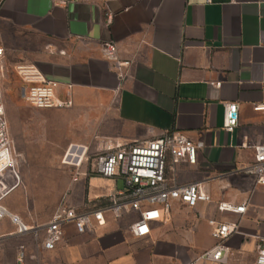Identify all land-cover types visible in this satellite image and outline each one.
<instances>
[{"label":"crops","instance_id":"crops-1","mask_svg":"<svg viewBox=\"0 0 264 264\" xmlns=\"http://www.w3.org/2000/svg\"><path fill=\"white\" fill-rule=\"evenodd\" d=\"M107 41L132 60L122 80L103 56ZM0 47L5 65L35 64L59 83L60 96L74 99L83 133L76 143L173 131L204 143L197 164L178 165L175 176L179 184L202 182L210 201H174L145 236L131 232L137 211L119 218L106 211L104 225L81 234L68 224L55 249L37 252L59 264L255 263L264 238V185L246 168L253 145L264 142V110L254 108L264 103V0H0ZM227 102L239 107L233 132L224 129ZM121 180L71 177L65 193L83 209L88 201L106 202ZM219 201L247 209L223 211ZM211 220L237 225L224 261L199 258L217 243Z\"/></svg>","mask_w":264,"mask_h":264},{"label":"built area","instance_id":"built-area-1","mask_svg":"<svg viewBox=\"0 0 264 264\" xmlns=\"http://www.w3.org/2000/svg\"><path fill=\"white\" fill-rule=\"evenodd\" d=\"M111 19L110 13L107 21L110 22ZM3 52L0 47V219L7 218L14 224L15 230L11 234H31L35 236L39 249L53 250L62 241L68 224H72L76 232L82 234L94 230L97 225H104L106 211L119 218L125 212L135 210L139 216L131 224V232L135 236H145L151 231V222L160 218L163 211L169 212L174 201L195 206L199 201L211 200V195L202 182L179 184L176 181V167L182 163L197 164L198 151L204 147L203 142L194 141L185 132L173 131L146 140L106 142L101 147L71 142L64 151L62 162L74 169L72 181L77 182L81 176L96 174L106 179L121 178L124 186L104 196L106 202L88 201L83 209L69 203L70 191H67L48 220L35 225L27 224L5 202L19 186L20 173L16 166V155L12 150L9 122L1 91ZM102 53L122 80L125 69L131 65L132 60L121 59L118 47L113 41L102 43ZM16 69L28 84L27 88H23V97L32 106L65 108L73 105V98L69 94L60 96L59 83L45 78L35 64L17 65ZM254 108L264 110V103H258ZM238 124V104L225 103L224 129L233 132ZM253 150L254 161L246 170L254 175L256 183L264 185V142H256ZM217 206L223 211L239 213H244L247 209L246 203L237 205L231 201H219ZM210 224L212 236L217 243L203 251L199 258L224 261L230 251L226 240L237 230V225L214 220ZM34 257L28 255L26 244L19 245L17 264H28L29 259ZM254 264H264V238L258 244Z\"/></svg>","mask_w":264,"mask_h":264},{"label":"rangeland","instance_id":"rangeland-1","mask_svg":"<svg viewBox=\"0 0 264 264\" xmlns=\"http://www.w3.org/2000/svg\"><path fill=\"white\" fill-rule=\"evenodd\" d=\"M23 81L16 68L4 64L1 91L20 173L19 186L5 202L27 224L35 225L52 216L65 194L74 169L62 162L64 151L69 143L79 142L83 133L74 102L65 108L32 106L22 95ZM92 140L94 145L97 139ZM14 230L10 220L0 219V264H17L21 243L26 244L28 255L35 256L28 264H59L57 258L37 252L42 249L37 247L35 236H16L11 234Z\"/></svg>","mask_w":264,"mask_h":264}]
</instances>
